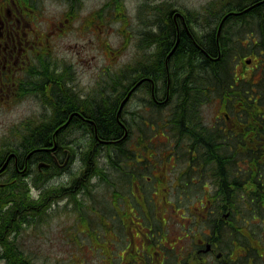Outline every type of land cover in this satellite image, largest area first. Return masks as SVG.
Returning <instances> with one entry per match:
<instances>
[{
	"label": "flooded vegetation",
	"instance_id": "af4514ba",
	"mask_svg": "<svg viewBox=\"0 0 264 264\" xmlns=\"http://www.w3.org/2000/svg\"><path fill=\"white\" fill-rule=\"evenodd\" d=\"M59 1L64 8L52 12L50 6ZM261 4L264 8V3ZM83 7V0H0V113L17 109L20 119L13 140L5 141L0 148L4 153L0 157V184L18 182L20 176L13 171L35 184V173L43 169L45 174L52 173L49 180L53 181L72 167L73 152L81 154L89 145L86 153H96L105 173L106 167H110L115 174L113 178L108 175L114 187V197L108 198L110 213L97 209L93 214L105 221L108 225L105 232L117 242L113 246L91 245L102 264H264V217L259 210H247L251 207L248 201L257 199H250L241 191L236 196L241 204L233 213L229 201L234 197V188H243L244 182L235 183L231 173L226 180L217 175V160L207 156L196 141V131H204L212 145L219 144V156L238 157L235 165L238 170L248 166L249 159L244 153H253L256 161H263L260 153L264 147L260 145L264 142L255 143L254 148L242 146L244 138H264V115L245 114V105L250 102L259 110L264 109V34L260 22L247 18L250 13L242 6L234 8L224 3L216 7L225 12L215 35L218 55L213 57L208 50L206 55L213 61L220 59L229 83L217 89L212 82L208 83L203 103H197L196 118L184 124L177 122L170 104L175 99V66L164 58L165 74H161V62L154 63L157 42L151 46L139 42L138 52L134 48L136 54L128 61L127 79L122 87L116 84L112 62L105 72L108 78L102 81L100 70L92 69V77L96 79L84 81L85 70L79 68V59L74 60L75 56L70 55L69 47L63 43L71 31L81 37L85 27L94 33L100 26L99 11L103 8L95 9L84 19ZM103 7L111 5L105 2ZM176 13L171 24L179 38L183 29L191 33L195 20L181 11ZM211 30L210 23L204 24L203 36L208 38ZM135 33L139 38L144 36L142 29L129 31V44L136 39ZM106 44L112 55L110 43ZM137 54L141 58L136 63ZM154 70L160 78L153 77ZM247 80L253 82L252 87H246ZM70 98L75 104L72 110H67L68 116L54 119L57 105ZM104 99L118 106L117 120L122 118L124 122L121 124L128 156L119 168L123 167L120 175L110 164L117 149L111 146V153L104 146L98 149L97 143L91 142L93 136L85 135L84 131L86 123L97 124L85 115V108L91 101L100 105ZM52 120H55L52 147L44 145L29 150L22 158L25 137L39 124ZM71 130L75 133L71 137L74 141L69 143L68 137L62 136ZM95 131L94 138L98 136L97 126ZM45 150L49 151L48 157H38L37 152ZM80 168L85 169V164ZM95 175L91 183L101 177L99 173ZM223 184L233 191L222 192ZM172 199H190L194 204L188 211H181L186 215L178 219L184 228L179 235L172 222L180 212L167 211L168 205L176 206ZM78 220L77 232H86L79 213ZM76 240L81 243L79 236Z\"/></svg>",
	"mask_w": 264,
	"mask_h": 264
},
{
	"label": "trees",
	"instance_id": "16d2710c",
	"mask_svg": "<svg viewBox=\"0 0 264 264\" xmlns=\"http://www.w3.org/2000/svg\"><path fill=\"white\" fill-rule=\"evenodd\" d=\"M244 1L246 2L250 0ZM251 1L253 2L254 0ZM224 2H228V0H225ZM109 3L112 6L109 12L112 13L111 15H113V19L118 20L119 18L124 22V26H127L130 17L126 10L125 13H123L122 9L120 10V7L118 5L120 1L111 0L109 1ZM212 5H214V1H212L211 4L207 3V6L204 7V9L209 8L208 10L205 11L203 9L202 11L204 13H207V16L210 14L211 17L214 18L212 25L215 26V24H218L220 19H222V17L225 15V12L215 11ZM156 6H153L154 11L156 12V14H158L159 17L161 16V18L155 23L156 29H144V36L140 38L139 42H143L147 45L152 44L153 42L159 43L158 47L160 58L158 59L159 62L156 60L154 63L157 64V62H161L162 75L165 74L164 58L168 59V61H170L175 66L176 89L174 94L178 96V102H180L175 109V116L178 119L179 123H189V121H193L196 118V112L198 108L197 103L204 101L195 100L199 97L200 92H203V87L205 88L206 82L211 81L212 76L215 73L221 72V74L224 75L223 69L225 66L221 63L220 59H218L217 61H213L206 55V50L210 51L213 57H217L218 55L217 44L215 41L216 29H213L210 40L207 37L200 39L199 33L195 32L192 27H190L191 33H188L183 29L178 38L176 36V30L171 24V21L173 19L172 16L176 14L177 9H165L164 4ZM119 13H121V15H118ZM181 13H186L188 18L192 20H195L197 18L196 11L188 10L186 12L181 11ZM99 14L100 16H102V10L99 11ZM178 18L182 21L181 16H178ZM247 18H249L251 21H257L263 24L264 8L261 10H258L256 8L255 11H252ZM139 30H141V28H139ZM128 40L129 36L126 35V39H124L123 42L124 48L128 44ZM163 41H165V43H163ZM119 50L121 51L122 47L119 48ZM207 60L211 61V67H209V74L207 76H203L206 71V66L208 65ZM154 63H152L151 66ZM192 75L193 77H191ZM250 80L245 81L246 87L248 88L252 87L253 85V82H251ZM125 81L116 77V84L121 85L120 87L125 84ZM102 102V104L98 105L97 102L95 103L94 101H91L88 104V107L85 108V115H87V117L89 116L95 119V121L97 122V124H95L90 121L85 124V128L88 131V134L91 135V137L93 136L92 140L90 138L91 142H96L97 146L101 142H98L97 139L103 138L104 140H108L109 146L117 149L115 150V158L110 162V164L113 168H115V173L120 175L123 167L120 170L119 168L128 156V151L126 150L124 145V128L121 124L124 122L122 118H119L117 120L119 108L114 102L109 99H104V101ZM74 104L75 101L72 98H70L69 100L66 99L64 103H60V105H57V111L52 115V117H54V119H61L64 116H68L67 110L71 109ZM245 110V114L247 115H264V109L261 108V110H259L257 106L251 102L245 105ZM54 122L55 120H52L50 123H43L41 125L39 124L35 129L31 130L32 134L25 137L23 146H21L22 158L24 157V153L27 154L29 150H34L44 145L46 147H52V133L54 131ZM96 126L98 136L94 138V136L96 135ZM192 128V130H194L195 126L193 125ZM68 134H70V137H72L75 133H73V130H71ZM111 139L115 140L111 143V141H109ZM89 141H87V143ZM181 142H183V140ZM211 142L212 140L209 137H206V141L199 142L197 146L200 148H204L205 146L207 150L206 155L215 157L218 162V167L216 168V170H218L219 173L217 175H222L224 177V180H226L229 177V173H231L233 175V177H231V180H233L235 183L244 182L245 185L243 188L236 186L234 188V191L228 186V184H223L221 186L222 192H224L225 190H232L234 192V197L229 201L228 207L232 208L233 213L238 211L236 210V208L240 206L241 202L239 200H236V196H238L241 191H244L245 194L249 195L250 199H257L248 201L251 207L247 210L249 212L259 210L261 215L264 217V152L262 151L260 153V157L263 159V161L260 162L254 159L255 155L253 153H244V157L249 159L247 162L248 166L243 170H238V168L235 167V165L238 164V161H236L238 157L236 155H228L226 157L219 156L218 153L220 152V150L218 149V147L212 145ZM235 142L236 141H232L231 143ZM257 142H264V138H260L259 140H249L247 138H244L242 139V146L244 148H254L256 146L255 143ZM211 145L213 146V148ZM260 147L263 148L264 144L262 143ZM86 149L81 151V155L83 156L81 158L83 159V161L85 158H88L89 163L85 164V169L83 168V170H81V168H69L67 170V178L66 173H60L61 175L58 176V178L53 179V181L52 179L49 180L50 177L48 176V174H45V170L43 169L35 173V184H30L28 179L22 178V173L13 171V174L20 176V179L18 178V182L9 183L6 185L0 184V264H38L31 256H29L24 251V249L19 244L17 240L18 233L21 232V230L23 229V225L26 222L32 221L30 216L39 217L42 213L46 212V210L50 208L55 202L64 198L71 200L75 199L78 203L82 204L78 205L80 222L81 225L84 226V228L87 230L85 233L91 238L92 241L95 240V242H97V244L99 245L107 244L105 241L107 239L102 241L99 240V238L101 237L100 235L102 234L100 230L103 231L109 239L110 237L115 238L114 236H110L105 232L108 225L103 219H99L98 217L94 218L96 222H98V224L101 226L96 228V224L94 223L93 218L89 216V213L87 212L88 210L84 208L85 206H83L84 204L88 205L89 208L91 207L92 215L94 214V212H96L97 209L100 211L102 209L103 212H106L108 214L111 204V201H109L108 198L112 200V198L114 197V187L112 182L110 183L111 178L107 173H105L103 166H99L96 159V153H86ZM3 155V150H0V157ZM37 155L38 157H46L47 155H49V151L45 150L41 153L37 152ZM225 166L228 168H225ZM95 172H98L101 177L99 178V180H96V183H93L95 181L91 183L90 180H92V176H96L95 174H98ZM70 179L71 182H68ZM120 179H122V177H120ZM32 187L37 188L39 190V193L34 194L31 189ZM79 192H81V194L83 195H88L85 199L90 200L93 198L97 199V197H99V200L93 202V204H89L81 200V194L79 195ZM98 205H100L101 208ZM223 206H226V204H223ZM110 241H112V239H110Z\"/></svg>",
	"mask_w": 264,
	"mask_h": 264
},
{
	"label": "rangeland",
	"instance_id": "374dc122",
	"mask_svg": "<svg viewBox=\"0 0 264 264\" xmlns=\"http://www.w3.org/2000/svg\"><path fill=\"white\" fill-rule=\"evenodd\" d=\"M109 1L111 0H83L84 7L81 11V16L84 19L89 17L90 14L92 15V11L95 9L100 10L103 8L102 16H100V26L94 31V33H92L89 28L85 27V34L81 37H77L76 33L71 31L63 39V43L70 49V55L75 56L74 60H76V58L79 59V68L85 70L83 73V79L85 82L89 81L88 83H90L92 79H96V76L92 77V69L100 70L102 81L104 78H108V74L105 72H107L109 62H112L113 71L115 72L116 77L123 81L126 80L127 64L130 63L128 61L133 53L136 54L134 48L137 52L139 51L140 47L138 48V46L140 38L135 33L136 39L132 40V44H129V39V45L127 44L125 48L123 44L124 39H126V35H128V32L131 30L138 31L139 28L142 30L156 29L153 24L161 18V16L159 17L158 14H156L153 8L157 3H160V5L164 4L165 9L176 8V11L179 10L183 12L188 10L196 11L197 18L192 27L195 32L199 33L201 39L204 38L203 35L205 34L203 32L204 24L210 23L212 26L214 21V18H212L210 14L207 16V21L203 16L204 12L202 10L204 9V5L207 3L211 4L212 1L216 0H119L120 3L118 5L120 10L122 9L123 13H125L126 10L130 17L127 26H124V22L119 18L118 20L113 19V15H111L112 13L109 12L112 6L110 8L103 7V4ZM50 7L52 12H58L64 8L60 1L58 3H53ZM214 9L215 11H219L216 7ZM118 15H121V13ZM108 42L111 45L112 55H110V52L108 51L106 44ZM121 47L122 50L120 51L119 48ZM144 52H146V49H144ZM113 54H116L115 58H113ZM140 58L141 54H137L134 59L136 60V63ZM89 85L91 84H88V86ZM204 106L205 105H202V110L205 109ZM208 109L210 110V108ZM165 113H167V111H165ZM18 116L19 110L17 109L0 113V148L3 147L5 141L13 140L12 138H14L17 123L20 120ZM106 171L111 178L115 177L112 168L106 167ZM65 173L67 178L68 173ZM32 191L34 194L39 193V190L35 187L32 188ZM87 196L88 195L81 194V200L89 204H93V202L97 201L93 198L90 199L92 202H88V200L85 199ZM172 202L176 203V206L173 207L168 205L167 211L172 213H175L174 210L178 213L180 212L179 216L176 214L177 218L172 222L173 229L176 230V234L179 235L184 228L181 221H178V219L179 217L182 218L186 215L185 212L181 211L183 209L188 211L189 207L194 204L190 199H172ZM78 205L82 204L78 203L75 199L73 201L67 198L61 199L55 202L39 217L30 216L32 221L26 222L23 225V229L18 233L17 240L24 251L31 256L35 262L38 264H102L98 252L94 251L93 247L90 245L91 243L95 244V240L92 241L85 232H77L76 227H78L77 225L79 224ZM195 205H199V203ZM83 206L88 210L87 212L89 213V216L93 218L96 228H98L100 225L94 219L96 216L91 214V207L89 208L88 205L84 204ZM98 206L101 208L100 205ZM101 211L103 210L101 209ZM161 214L164 216L163 212H161ZM100 232L102 233L99 238L100 241L107 239L105 240L107 244H116L115 239L110 241L112 237L109 239L103 231L100 230ZM77 236H79L81 243L78 240L75 241Z\"/></svg>",
	"mask_w": 264,
	"mask_h": 264
},
{
	"label": "bare ground",
	"instance_id": "6f19581e",
	"mask_svg": "<svg viewBox=\"0 0 264 264\" xmlns=\"http://www.w3.org/2000/svg\"><path fill=\"white\" fill-rule=\"evenodd\" d=\"M218 1H220V2H218ZM224 3H227L229 6H231V7H237V6H242V7H244V8H246L247 9V12H249V13H251L252 11H255V9L257 8L258 10H261V9H263L262 7H261V3H264V1H262V0H254L253 2L250 0V1H244V0H228V2H224L223 0H216V1H214V5H212L213 6V9L215 8V7H218L219 6V4L220 5H223ZM253 6H255V7H253ZM253 7V8H252ZM215 10V9H214ZM235 14H236V12H235ZM203 16L207 19V13H204L203 14ZM235 19L236 18H238V17H234ZM264 20V19H263ZM208 21V20H207ZM220 21H221V19H220ZM220 21H219V23L218 24H215V26H211L212 27V30H211V33L209 34V36H208V39H210V37H211V34H212V31H213V29H216L217 30V26L220 24ZM156 23V22H155ZM155 23L153 24V25H155ZM168 28H169V26H168ZM259 28H260V30H261V33L262 34H264V23L262 24V23H260L259 24ZM165 30V29H164ZM162 32V31H161ZM208 39H207V41H208ZM167 41V40H166ZM163 43H165V41H163ZM201 43V42H200ZM148 46H151V44H148ZM157 46V51H156V60L158 61V59L160 58V56H159V43L156 45ZM203 46H205V45H203ZM218 46V45H217ZM217 51H218V49H217ZM207 63H208V65L206 66V71H205V73L203 74V76L205 75V76H207L208 74H209V67H211V61H209V60H207ZM202 71V70H201ZM153 77H155V78H160V75H159V73H157V71L156 70H154L153 71ZM189 77H190V75H189ZM191 77H193V75L191 76ZM212 82V84H213V86L217 89L218 87H227V85H228V79L224 76V75H222L221 74V72H218V73H215L213 76H212V80L211 81H208V82H206V84L205 85H207V83H211ZM201 88V87H200ZM200 88H199V90H200ZM205 89H206V86H205V88L203 87V92H200V95H199V97L195 100V101H198V100H204L205 99ZM69 95H70V93H68ZM180 102H178V96H176L175 95V99H174V101L172 102V103H170L172 106H173V108L174 109H176V107L178 106V104H179ZM175 112H176V110H175ZM175 112H174V115H175ZM177 122H179V121H177ZM84 131H85V135H87L88 134V131L86 130V128L84 127ZM196 134L198 135V141L199 142H201V141H206V137H207V135L204 133V131H200V132H198V131H196ZM70 136V134H66V135H64V136H62V138H67L68 137V142L69 143H72L74 140L71 138V137H69ZM111 143H112V141H111ZM104 146V148H105V150L108 152V153H111V150H110V147L111 146H109L108 145V140H104V141H101L100 142V144L97 146V148H101V147H103ZM212 146V145H211ZM214 146H216V147H219V144L218 143H216V144H214ZM212 148H213V146H212ZM204 150H205V152L207 151L206 150V148H205V146H204ZM73 154H74V156H72L71 157V159L72 158H74V160H73V165H72V167H71V169H77V168H80V166L84 163V164H86V163H89V160H88V158H85L84 159V161H83V159L81 158V157H83L81 154H78V153H75V152H73ZM64 158H65V156H64ZM71 161V160H70ZM52 173H50V174H48V176H50Z\"/></svg>",
	"mask_w": 264,
	"mask_h": 264
}]
</instances>
